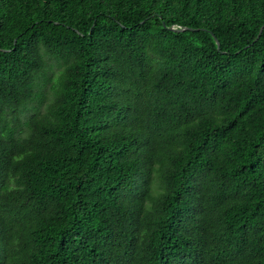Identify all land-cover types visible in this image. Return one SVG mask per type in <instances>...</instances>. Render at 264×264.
Returning <instances> with one entry per match:
<instances>
[{"label": "trees", "instance_id": "trees-1", "mask_svg": "<svg viewBox=\"0 0 264 264\" xmlns=\"http://www.w3.org/2000/svg\"><path fill=\"white\" fill-rule=\"evenodd\" d=\"M0 264H264V0H0Z\"/></svg>", "mask_w": 264, "mask_h": 264}, {"label": "water", "instance_id": "water-1", "mask_svg": "<svg viewBox=\"0 0 264 264\" xmlns=\"http://www.w3.org/2000/svg\"><path fill=\"white\" fill-rule=\"evenodd\" d=\"M169 29L173 30V31H184V30L189 29V28L188 27L171 26V27H169ZM262 29H263V27L260 30V34L262 32ZM260 34H259V36H260ZM214 37H215V40L217 42L218 48H220V42H219L218 38L215 35H214Z\"/></svg>", "mask_w": 264, "mask_h": 264}, {"label": "rangeland", "instance_id": "rangeland-1", "mask_svg": "<svg viewBox=\"0 0 264 264\" xmlns=\"http://www.w3.org/2000/svg\"><path fill=\"white\" fill-rule=\"evenodd\" d=\"M44 93H45L46 96H48V95H49V89L47 88V90H46ZM34 106H37V102L34 103L33 107H34ZM43 109H44V108H42V110H43ZM32 111H34V110H33V108L31 107V109H30V111H29L28 113H31Z\"/></svg>", "mask_w": 264, "mask_h": 264}]
</instances>
